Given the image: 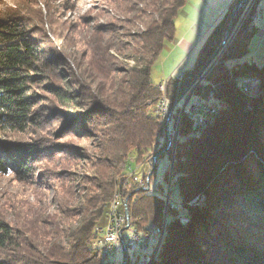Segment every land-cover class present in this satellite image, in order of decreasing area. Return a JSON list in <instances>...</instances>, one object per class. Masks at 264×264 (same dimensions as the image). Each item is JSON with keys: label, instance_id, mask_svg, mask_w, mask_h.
Segmentation results:
<instances>
[{"label": "trees", "instance_id": "obj_1", "mask_svg": "<svg viewBox=\"0 0 264 264\" xmlns=\"http://www.w3.org/2000/svg\"><path fill=\"white\" fill-rule=\"evenodd\" d=\"M83 1L60 6L78 17L54 28L51 42L31 32L54 24L47 0L27 1L19 13L0 18V174L29 185L38 205L0 217V264H108L96 247L98 224L130 158L141 162L162 143L155 114L162 94L151 67L165 41L174 40L188 0H102L101 10L95 2L82 15ZM242 1L223 15L195 67L167 80L170 107L214 57ZM258 3L196 89L197 97L217 100L215 124L198 135L182 118L171 190L180 207L168 206L166 235L152 264H264V64L244 60L258 31ZM63 46L69 76L45 52ZM235 77L260 78L261 92L242 93ZM164 179L168 183L169 171ZM50 189L56 208L48 204ZM159 192L162 185L153 193H128L132 221L144 232L162 226L166 196ZM198 196L205 201L192 206Z\"/></svg>", "mask_w": 264, "mask_h": 264}, {"label": "rangeland", "instance_id": "obj_2", "mask_svg": "<svg viewBox=\"0 0 264 264\" xmlns=\"http://www.w3.org/2000/svg\"><path fill=\"white\" fill-rule=\"evenodd\" d=\"M27 1H31L33 3L36 0H0V18H8L10 16L15 15L16 13H19L20 6L23 3H26ZM234 1L235 0H207V2H205L204 0L187 1L185 8H182L175 21V41H165L163 52L156 60L154 65L151 67L152 81L156 85L159 86L161 83L166 82L171 77L178 78L183 73L195 67L199 55L205 43L208 41L210 34L213 32L216 25L219 23L223 15L227 12V10ZM254 1L255 0H249L248 4L246 5V8L241 7L239 9L241 10V12L238 10L242 15L241 19L237 24H233L232 31L227 39V42H233L238 30L240 29L243 23L244 18L249 12ZM39 2L40 3L38 8L42 11L44 16H46L48 14V9H46V7L41 1ZM47 2H49V5L51 6V22L53 21L54 24L51 25L50 23H46L43 27V32L39 31V29L41 28L37 25L31 28V32H33V36L35 37V39L42 40L43 42L54 41L55 39L52 35L54 28H60L62 22L70 23L76 20V17H78V14H72L73 11H66L60 7L71 6L73 3L68 4L69 0H47ZM95 2H100L99 9L101 10L102 0H84L83 3L80 5L81 9H83L82 15L87 9H89L90 6L96 4ZM38 8L35 9L37 10ZM238 11L235 13V15L238 13ZM258 11L259 13L256 14L257 19L260 13L262 15V18L256 21L258 31L250 42L249 53L244 58V60L254 61L259 65H263L264 0H259ZM233 13L234 11L232 12V15ZM22 16L24 17L25 15ZM225 37L226 33L221 39L222 42H224ZM47 48L48 50H45V52H47V54H49L50 56L54 57L59 70L62 71L66 76L71 75L72 66L70 65V60L66 56L65 47L63 46L61 48ZM251 78H255L256 83L252 85V87H254L252 91L246 95L256 97L261 92L262 81L260 78L257 77ZM72 90L74 91L77 89L76 87H72ZM171 127H173V122L171 124ZM169 156L171 157V155H169L168 153H164L158 159L155 178L152 182L155 190H159V186L162 185V187L165 189V192L159 193L164 196H167L168 192V185L166 180L164 179V176L165 173L170 170ZM150 171L151 167L149 165L142 166L138 172V175L141 176L143 172L149 173ZM36 178L37 174L35 176V182L37 183ZM33 186L36 188H40L39 184ZM47 192L49 193L48 204L51 202L54 203L55 191L50 189V191ZM170 199L172 205L177 206L179 204L180 198L176 190L173 191ZM56 206V203H54L53 208H56ZM15 207L18 214H26L28 207L37 208L38 205L35 197L32 195L31 187H29V185L25 184L24 182L18 181L15 174L9 176L0 174V217H7L10 215V218H13V216L16 215ZM108 213L109 209H107L106 214L99 222L98 229H106L108 225ZM228 219L229 217L223 218V220ZM130 256L131 262L129 264H145V262L143 261V257L139 256L138 254L134 255L133 251H130ZM2 257L3 255L0 252V259ZM120 257L122 258V255Z\"/></svg>", "mask_w": 264, "mask_h": 264}, {"label": "built area", "instance_id": "obj_3", "mask_svg": "<svg viewBox=\"0 0 264 264\" xmlns=\"http://www.w3.org/2000/svg\"><path fill=\"white\" fill-rule=\"evenodd\" d=\"M204 1L207 2V0ZM229 43L223 42L225 49ZM216 63L217 61L206 69L202 77L190 90L181 96L173 111L167 98V81L158 86L162 96L155 107V112H157L162 124V143L141 162H137L136 157H131L129 160L126 177L121 181L120 193L114 196L108 207V225L106 229L97 230L96 247L99 252L105 253L104 262L108 264H129L131 262L130 251H133L134 255L142 256L145 264L151 262L153 251L159 244L160 235L163 234V228L150 227L147 232L139 229L132 221L128 202L130 195L128 193L132 189L145 193L154 192L155 188L150 180V174L158 163L159 158L156 157V154L167 144V150L171 152L170 164L173 165L183 116L191 121L192 128L197 134L203 133L214 123L215 118L219 115V106L214 97L212 95L206 98L197 97L195 92L200 85L207 83V77ZM182 76L183 74L178 78H182ZM255 83L253 82L252 85ZM238 84H244V81H239ZM172 122L173 127H171ZM146 165L151 167V171L149 173L143 172L139 176V170Z\"/></svg>", "mask_w": 264, "mask_h": 264}, {"label": "water", "instance_id": "obj_4", "mask_svg": "<svg viewBox=\"0 0 264 264\" xmlns=\"http://www.w3.org/2000/svg\"><path fill=\"white\" fill-rule=\"evenodd\" d=\"M248 2H249V0H244V1H242L236 8H235V10H234V13H233V15L231 16V19H230V25H229V29L227 30V32H226V37H225V40H224V42H227V39H228V37H229V35H230V33H231V31H232V27H233V24H234V17H235V13L241 8V7H246V5L248 4ZM262 18V15H261V13L258 15V20H260ZM231 43V42H230ZM230 43H229V45H230ZM228 45V46H229ZM228 46H227V48H228ZM227 48L225 49V47H224V45H223V42H222V44H221V46H220V48L218 49V51L216 52V54L214 55V57L210 60V62L209 63H207L205 66H204V68L198 73V75L195 77V79H194V81L192 82V84L186 89V91L183 93V95L185 94V93H187L189 90H190V88L202 77V75L204 74V72L206 71V69H208L209 67H211L216 61L218 62L219 61V59L222 57V55L225 53V51L227 50ZM239 81H244V84H243V87H245V88H240V87H238V82ZM233 82H234V84L236 85V87H237V89H239L241 92H243L244 94H248V93H250L251 91H252V83L253 82H256V79L255 78H241V77H235L234 79H233ZM209 96V95H208ZM213 96V95H212ZM214 97V96H213ZM214 99H215V97H214ZM215 101H216V103H217V105L219 106V104H218V102H217V100L215 99ZM175 106H176V104L171 108V110L173 111L174 110V108H175ZM219 115H220V106H219ZM218 115V116H219ZM218 116L215 118V120H214V123L210 126V127H212L214 124H215V122H216V120H217V118H218ZM209 127V128H210ZM209 128H207L204 132H206ZM194 132H195V130H194ZM203 132V133H204ZM196 133V132H195ZM203 133H201V134H203ZM197 134V133H196ZM201 134H198V135H201ZM166 152H168V150H167V148L164 150V153H166ZM161 153L162 152H158L157 154H156V157L157 158H160V156H161ZM170 155H171V152H170ZM175 156H176V153H175ZM170 156H169V163H170ZM174 165H175V158H174V162H173V165L172 164H170V170H169V180H168V183H167V185H168V192H167V196H166V209H165V212H164V220H163V223H162V226H160L159 228H163V236H162V238H161V240L159 241V245L155 248V250L153 251V258H152V260H151V262L149 263V264H152L156 259H157V257H158V254H159V252H160V249H161V246H162V244H163V241H164V238H165V235H166V225H167V217H168V206L171 204V199H170V197H171V190H172V185H173V172H174ZM153 172H154V169L151 171V174H150V176L153 174ZM205 199H206V197L205 196H198L197 198H195L190 204L192 205V206H195V205H197V204H199V203H202V202H204L205 201ZM177 207V209H179V207H180V202H179V204L176 206ZM127 215H128V213H127ZM127 258H128V255H127Z\"/></svg>", "mask_w": 264, "mask_h": 264}, {"label": "bare ground", "instance_id": "obj_5", "mask_svg": "<svg viewBox=\"0 0 264 264\" xmlns=\"http://www.w3.org/2000/svg\"><path fill=\"white\" fill-rule=\"evenodd\" d=\"M238 86H239L240 88H245V87H243V84H241V85L238 84ZM253 88H254V87H252V89H253ZM155 114L157 115V112H155ZM120 190H121V188L119 187V185L116 186V189H115V192H114V195H113V198H112V199H114V196H115V195H119ZM109 205H110V204H109ZM163 232H164V231H163ZM162 236H163V234L160 235V240H161ZM158 245H159V244H158ZM100 255H101V257L105 260V253H104V252H100Z\"/></svg>", "mask_w": 264, "mask_h": 264}, {"label": "crops", "instance_id": "obj_6", "mask_svg": "<svg viewBox=\"0 0 264 264\" xmlns=\"http://www.w3.org/2000/svg\"><path fill=\"white\" fill-rule=\"evenodd\" d=\"M186 4H187V3H186ZM186 4H185V5H186ZM183 8H185V6H184ZM181 10H182V9H181ZM181 10H180V11H181ZM173 41H175V39H174ZM181 43H182V42H181Z\"/></svg>", "mask_w": 264, "mask_h": 264}]
</instances>
